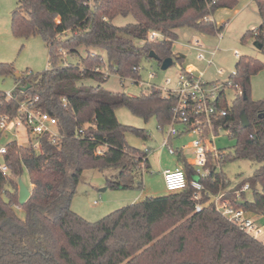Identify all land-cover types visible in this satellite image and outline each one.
Masks as SVG:
<instances>
[{"label":"trees","instance_id":"obj_1","mask_svg":"<svg viewBox=\"0 0 264 264\" xmlns=\"http://www.w3.org/2000/svg\"><path fill=\"white\" fill-rule=\"evenodd\" d=\"M260 24L247 30L241 41L252 39L264 57V0H254ZM238 0H16L10 27L15 37L40 35L48 50V68L15 74L12 63H0L1 76H13L12 97L0 91V119L16 115L21 102L38 97L37 105L58 120L59 137L40 138L41 151L32 145L5 143L0 169V264H264V243L227 221L208 203L195 210L190 183L194 166L181 151L178 161L186 173L180 191L120 207L96 221H88L71 208V200L83 170L97 169L106 186L114 189L141 187V171H147L148 152L130 146L125 134L142 139L144 128L120 123L115 109L124 106L145 121L154 117L160 128L172 120L175 95L164 96L148 87L136 96L113 92L102 84L110 74L121 81L140 80L135 68L153 52L158 65L172 57L177 29L187 27L215 36L223 30L211 20L220 8H234ZM131 15L134 23L116 26V16ZM151 31L162 38L148 39ZM81 49L85 54L81 53ZM100 51L105 53V59ZM68 57L76 61H68ZM264 71V60L239 55L229 75L236 95L226 117L219 122L236 139L233 154L221 150L218 163L246 158L261 163L253 176L236 184L227 196L246 211L264 215V97L251 98V78ZM93 81L94 83H89ZM25 88V89H24ZM244 112L248 126L243 127ZM82 129L81 136L75 132ZM2 133L0 132V135ZM103 148L101 153H96ZM142 165L144 169L142 170ZM200 179L201 203L229 183L220 167ZM29 173L30 196L22 205L14 198L15 186ZM248 183L238 199L235 190ZM207 192V193H206ZM6 195V199L3 195ZM236 199V200H235ZM240 201H244L241 204ZM13 205L23 208L24 218Z\"/></svg>","mask_w":264,"mask_h":264},{"label":"rangeland","instance_id":"obj_2","mask_svg":"<svg viewBox=\"0 0 264 264\" xmlns=\"http://www.w3.org/2000/svg\"><path fill=\"white\" fill-rule=\"evenodd\" d=\"M16 6V0H0V63H12L15 73L35 74L48 68V50L40 35H32L27 38L15 37L11 32L10 21L11 12ZM239 9L237 13L233 11ZM231 9H220L218 19L225 22L223 30L217 36L205 35L187 27L177 29V39L173 42V51L177 55H183V66L192 65L196 67V73L203 72V79L207 81L224 80L235 69L238 56L234 55L237 50L239 55L250 56L255 59L264 60L259 49L254 45L252 39L241 41L242 35L249 29H255L260 24L254 0H238L237 5ZM131 15L116 16L112 22L116 26H123L134 23ZM162 38V36L160 37ZM198 40L203 44L201 51L210 57V52L215 49L212 63L207 65L203 61L196 59L199 52L194 41ZM81 53L85 51L81 49ZM105 59V53L100 51ZM68 61H76V58L68 57ZM140 83H134L130 79L121 81L118 76L110 74L102 86L113 92H125L128 95L136 96L150 86L156 89L163 87L174 88L178 80L177 63H173L168 68L162 70L157 60L153 58H143L140 62ZM222 69L221 74H217V69ZM153 74L150 78L149 75ZM170 83L166 85V80ZM94 83L93 81H88ZM15 86L13 76L0 75V91L9 92ZM251 98L253 100L264 97V71H259L251 78ZM117 120L125 125L136 128H144L148 131L150 138L142 139L132 132L125 134L127 143L135 148L143 149L148 152L149 168L141 171V187L129 189H114L106 186L104 175L97 169H85L78 182L75 193L71 200V208L80 216L88 221H96L112 211L139 202L146 197H156L168 194L166 190L162 169L178 166L177 153L170 154L168 147L172 149L182 147V155L187 162H192L195 156L192 152V141L195 139L193 134H184L180 137L171 138L170 146H164L168 127L160 128L154 117L145 121L140 116L134 115L124 106L115 109ZM15 132L4 131L0 135V146L5 145L10 140L17 141L18 144H27V132L23 126H18ZM236 139L225 130L216 133L214 148L225 153L233 154V146ZM1 163V155H0ZM261 163L250 161L246 158H230L221 164L222 172L225 175L229 186L243 183L253 176L254 171ZM194 168H196L194 166ZM197 176L194 175V179ZM22 181L30 189L34 186L30 184L29 173L24 171ZM225 189V188H223ZM14 198L18 196V186H15ZM6 199V195H3ZM136 198V200H134ZM246 200L251 199V192L245 193ZM14 212L20 218H24L25 211L22 207L13 205ZM250 217L258 221L264 231V215L247 213Z\"/></svg>","mask_w":264,"mask_h":264},{"label":"built area","instance_id":"obj_3","mask_svg":"<svg viewBox=\"0 0 264 264\" xmlns=\"http://www.w3.org/2000/svg\"><path fill=\"white\" fill-rule=\"evenodd\" d=\"M84 2L92 6L94 0H84ZM160 37L161 35L155 31H151L148 34V39L150 40ZM194 45L199 50L196 54V59L205 62L207 65L211 64L216 50L213 49L210 52V57H208L201 51L203 44L195 40ZM234 55L239 56L237 50H234ZM173 63H177L179 69L176 87L167 88L165 86L162 89H157L164 96L175 95L177 98V103L172 108V120L165 126L168 127V131L163 145L170 146L169 140L172 137L176 138L184 134L195 135V139L191 144L195 159L190 162V164L196 167L190 181L194 189L192 199L195 201V210L199 211L204 205L213 203L215 209L227 221L254 239L264 243V231L258 221L247 215L249 211L234 203V198L227 196L228 191L234 186L227 184L225 189L222 188L217 193L210 194L209 200L204 204L199 201L204 190L200 179L208 177L211 174L212 165H215L216 170H219L221 167L218 159L223 154L214 148L216 133L220 130H225L230 134L229 129L224 128L219 122L223 117L228 115L234 97L242 94V89H233L229 76L224 80L207 81L203 79V72H195L197 71L196 67L192 65L183 66V62L180 63L175 59H173ZM135 69L139 71L140 65ZM216 72L219 75L222 73V69L218 68ZM149 77L152 78L153 74H150ZM169 83L170 79H167L166 85ZM154 88L156 89V87ZM6 97L11 98L12 92H6ZM37 100L38 97L35 96L33 99L21 102L16 115L12 118L2 116L0 119V132L8 131L17 134L16 129L18 126H23L27 132L28 142L35 151L40 152V138L43 135L48 134L52 141H55L60 135L57 130L58 120L56 116L37 105ZM81 133L82 129L76 130L75 137L81 136ZM102 150L103 148H98L96 153H101ZM5 151V146H0V155ZM178 151L182 152V147L176 149L168 147L170 154L177 153ZM178 164L175 168H167L162 171L164 185L168 192L180 191L186 187V173L180 163ZM0 169L3 173L7 171V167L4 164H0ZM143 169L144 166L142 165ZM194 175L197 176L196 179H194ZM225 182L228 183L226 179ZM248 188V183H245L240 190H235V198L238 199L240 192L246 191Z\"/></svg>","mask_w":264,"mask_h":264},{"label":"water","instance_id":"obj_4","mask_svg":"<svg viewBox=\"0 0 264 264\" xmlns=\"http://www.w3.org/2000/svg\"><path fill=\"white\" fill-rule=\"evenodd\" d=\"M254 45L258 49L260 48V45L256 41H254ZM149 57L158 61V57L153 52L149 53ZM172 63H173V58L167 57L163 59L162 62L160 63V68L164 70L168 68L170 65H172ZM15 74L17 77L21 75L20 73H15ZM240 118H241V123L243 127L248 126L249 122L244 112L241 113ZM29 196H30V189L26 186V184L22 181V179L19 178L18 179V203L20 205L24 204L26 200L29 198ZM240 203L244 204V201H240Z\"/></svg>","mask_w":264,"mask_h":264},{"label":"crops","instance_id":"obj_5","mask_svg":"<svg viewBox=\"0 0 264 264\" xmlns=\"http://www.w3.org/2000/svg\"><path fill=\"white\" fill-rule=\"evenodd\" d=\"M220 9H227V8H220ZM220 9H218V10H216L215 12H214V14L211 16V20H213V22L215 23V24H217V25H223V26H225V22H223V20L222 19H218V13H219V10ZM235 9V8H234ZM256 10H257V8H256ZM239 11V9H235L233 12L234 13H237ZM257 13H258V11H257ZM258 16H259V14H258ZM260 18V17H259ZM224 28V27H223ZM215 36H217V35H215ZM181 56H183V55H181ZM183 61H184V56H183ZM148 164H149V161H148ZM173 168H175V167H173ZM164 169H167V168H164ZM164 169H162V171L164 170ZM172 169V168H171ZM236 185V184H235ZM234 185V186H235ZM34 186V185H33ZM232 186V185H231ZM136 198L137 197H135V199L134 200H136ZM138 202V201H137ZM134 203V202H133Z\"/></svg>","mask_w":264,"mask_h":264}]
</instances>
